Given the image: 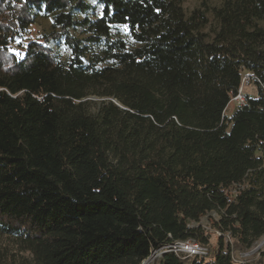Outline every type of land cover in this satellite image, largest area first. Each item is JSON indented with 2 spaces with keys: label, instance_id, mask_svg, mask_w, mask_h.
Returning a JSON list of instances; mask_svg holds the SVG:
<instances>
[{
  "label": "trees",
  "instance_id": "16d2710c",
  "mask_svg": "<svg viewBox=\"0 0 264 264\" xmlns=\"http://www.w3.org/2000/svg\"><path fill=\"white\" fill-rule=\"evenodd\" d=\"M181 2L0 0V234L28 253L0 264H236L225 234L264 235V0H222L211 38ZM40 14L52 29L22 42ZM242 71L257 94L226 116ZM211 210V260L162 249L208 246Z\"/></svg>",
  "mask_w": 264,
  "mask_h": 264
},
{
  "label": "rangeland",
  "instance_id": "374dc122",
  "mask_svg": "<svg viewBox=\"0 0 264 264\" xmlns=\"http://www.w3.org/2000/svg\"><path fill=\"white\" fill-rule=\"evenodd\" d=\"M222 0H182L181 5L186 15H189L190 12L200 7L204 9L206 16L208 18L207 23L201 28V30L208 34L209 38L213 36L214 30L218 26V22L213 14V8L220 5ZM264 25V20L260 22ZM123 24H116L111 29V34L113 37H119L124 39L128 45H137L128 31H124L121 27ZM52 29V19L49 15H35L34 22L29 26L27 31L23 34L21 40L25 42L29 39H38L42 33L48 32ZM71 33L77 37H84L87 33L82 27H74L70 29ZM19 41V40H18ZM53 49L57 53L58 58L61 61H66L69 58V51L62 43L53 42ZM104 61L103 63H107ZM102 64V63H100ZM239 95L233 96L228 103L224 114L229 116L233 110L240 104L244 102V94L256 96L257 91L255 85L250 79L249 73L242 71V80L238 90ZM92 99H102L97 98L96 96H91ZM260 153H257L259 155ZM247 180H244L243 183L233 185L231 191L234 192L237 187H241L247 184ZM208 215L218 219L220 214L216 210H211L207 215L203 216L197 224H201L206 230L210 233V244L206 246V260H211L214 254V251L217 247V238L220 233L210 227L207 220ZM196 223H190V225H197ZM224 244L230 245L232 251V257L238 261L236 264H264V235L255 240L252 246L249 249L240 248L236 245L235 241L231 239L227 234L224 236ZM0 248L7 249L9 252H15L23 256H28L27 252L21 251L19 244L17 243V237L13 235L0 234ZM154 252H152L153 255ZM157 255L156 253H154ZM191 257L187 258L190 259ZM147 263V261H145Z\"/></svg>",
  "mask_w": 264,
  "mask_h": 264
},
{
  "label": "built area",
  "instance_id": "2783aa9c",
  "mask_svg": "<svg viewBox=\"0 0 264 264\" xmlns=\"http://www.w3.org/2000/svg\"><path fill=\"white\" fill-rule=\"evenodd\" d=\"M238 95L239 93L236 94V96ZM162 249L166 251H171L182 259H186L189 257H193L195 255H201L206 253V248L194 239L174 241L171 244L165 245ZM153 252L156 253L157 255H155L154 253L153 255L151 254V256L145 259L142 262V264L151 263L161 253L159 250H155ZM232 259L234 262L238 261L233 257ZM145 261H147V263H145Z\"/></svg>",
  "mask_w": 264,
  "mask_h": 264
},
{
  "label": "snow or ice",
  "instance_id": "6c2138e0",
  "mask_svg": "<svg viewBox=\"0 0 264 264\" xmlns=\"http://www.w3.org/2000/svg\"><path fill=\"white\" fill-rule=\"evenodd\" d=\"M119 27H121L124 31H128V25H127V24H125V25H121V26H119ZM17 55L22 56V53L17 52Z\"/></svg>",
  "mask_w": 264,
  "mask_h": 264
},
{
  "label": "water",
  "instance_id": "95a60500",
  "mask_svg": "<svg viewBox=\"0 0 264 264\" xmlns=\"http://www.w3.org/2000/svg\"><path fill=\"white\" fill-rule=\"evenodd\" d=\"M116 103V102H115ZM117 104V103H116Z\"/></svg>",
  "mask_w": 264,
  "mask_h": 264
}]
</instances>
